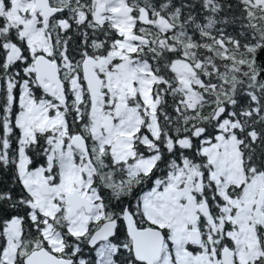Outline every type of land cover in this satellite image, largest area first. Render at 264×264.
<instances>
[{
	"label": "snow or ice",
	"instance_id": "obj_1",
	"mask_svg": "<svg viewBox=\"0 0 264 264\" xmlns=\"http://www.w3.org/2000/svg\"><path fill=\"white\" fill-rule=\"evenodd\" d=\"M0 264H264V0H0Z\"/></svg>",
	"mask_w": 264,
	"mask_h": 264
}]
</instances>
